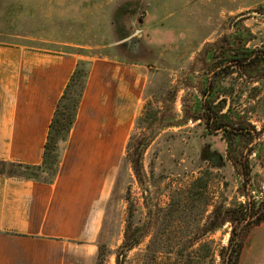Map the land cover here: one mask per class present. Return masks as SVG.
Masks as SVG:
<instances>
[{"label": "rangeland", "instance_id": "obj_1", "mask_svg": "<svg viewBox=\"0 0 264 264\" xmlns=\"http://www.w3.org/2000/svg\"><path fill=\"white\" fill-rule=\"evenodd\" d=\"M0 43L142 77L134 104L116 102L130 123L98 241L106 263L222 264L228 211L254 201L235 264H264V0H0Z\"/></svg>", "mask_w": 264, "mask_h": 264}, {"label": "crops", "instance_id": "obj_2", "mask_svg": "<svg viewBox=\"0 0 264 264\" xmlns=\"http://www.w3.org/2000/svg\"><path fill=\"white\" fill-rule=\"evenodd\" d=\"M76 62L70 53L0 43V161L42 163L49 123ZM141 78L130 64L91 61L53 181L0 173V264H110L99 261L98 241L119 135L130 123L120 127L116 102L122 95L134 104Z\"/></svg>", "mask_w": 264, "mask_h": 264}, {"label": "trees", "instance_id": "obj_3", "mask_svg": "<svg viewBox=\"0 0 264 264\" xmlns=\"http://www.w3.org/2000/svg\"><path fill=\"white\" fill-rule=\"evenodd\" d=\"M262 56V55H261ZM264 60V55L261 57ZM240 61V60H239ZM84 65V66H82ZM91 62L78 61L76 63L75 69L70 76L66 87L64 88L60 98L56 103V107L49 123L47 140L44 145L43 159L40 165H25L12 162L0 161V166L5 165L14 166L16 168H23L33 171L32 175H25L23 173L9 172L5 173L0 170V173L7 175H18L29 177L35 180L43 182H52L59 166V161L61 158L62 149L64 148L69 132L75 122L78 107L85 89L86 81L88 78ZM221 116H224L221 115ZM218 114L214 111H210L207 117L208 124L214 127H221L224 124L218 120ZM234 133L242 132L243 128H233ZM129 140L126 145L128 149ZM141 150V149H140ZM54 151H60L59 154H54ZM139 152V151H138ZM137 154L136 148H134V154ZM135 160H131L133 168H135ZM54 163V164H53ZM257 210L254 201H247L246 204H241L238 208L228 211V218L233 224V231L229 238L226 250H228L227 258L223 260L222 264H235L236 255L239 249V242L237 239L236 226L243 222L244 220L250 219L256 215ZM260 217L258 219H261ZM258 221V220H256ZM101 251L99 247V261L102 262Z\"/></svg>", "mask_w": 264, "mask_h": 264}, {"label": "water", "instance_id": "obj_4", "mask_svg": "<svg viewBox=\"0 0 264 264\" xmlns=\"http://www.w3.org/2000/svg\"><path fill=\"white\" fill-rule=\"evenodd\" d=\"M244 15H245V14H244ZM244 15H242V16H244ZM226 99L229 100V96H228V95H226Z\"/></svg>", "mask_w": 264, "mask_h": 264}]
</instances>
